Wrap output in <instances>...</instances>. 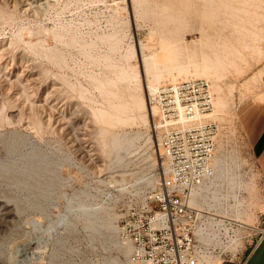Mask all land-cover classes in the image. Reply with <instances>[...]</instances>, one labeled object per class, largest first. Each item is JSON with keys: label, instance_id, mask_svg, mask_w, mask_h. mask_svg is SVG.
Segmentation results:
<instances>
[{"label": "rangeland", "instance_id": "obj_1", "mask_svg": "<svg viewBox=\"0 0 264 264\" xmlns=\"http://www.w3.org/2000/svg\"><path fill=\"white\" fill-rule=\"evenodd\" d=\"M43 1L30 7L24 5L27 0H0V160L18 158L37 143L56 162V173L49 174L55 183L53 196L44 211L31 209L22 214L23 228L31 227L30 219L44 223L49 217L56 219L66 211L69 198L82 192L91 205H102L109 212L121 248L104 237L92 238L85 218L72 214L74 233L58 226V231L45 236L46 244L40 243L33 261L53 264L51 256L57 248L62 250L59 262L63 264H107L106 260L114 256L131 264L121 219L127 216L132 202L149 194L162 170L153 127L156 116L148 112L146 125L136 104L141 103L143 86L148 106H153L145 89L149 76L144 59L160 50L167 56L163 50L168 52L167 46L170 49L168 42L171 47L186 44L196 48L197 53L181 57V65L186 67L181 75L195 72L193 79H206L211 85L214 108L209 112L212 117L205 120L217 124L216 154L226 160L235 175L233 187H221L222 198L214 205L215 213L238 220L226 222L222 230L219 253L225 261L220 262L241 260L264 230V176L252 151L253 139L264 125V0L247 4L241 0ZM225 42L236 47L229 60L209 64ZM41 48L58 49L59 62ZM129 65L137 71L128 78L131 82L120 69ZM178 66L166 68L164 78L178 74ZM30 71L37 83L29 76ZM115 105H119L117 111ZM98 109H109L131 120L107 122L96 117ZM34 118L42 119L41 128ZM12 131L26 136L29 143L7 156L5 137ZM114 135L121 140L117 159L107 156ZM131 137L135 138L128 146ZM6 181L0 177V199H8L6 194L11 190L21 198L36 196L18 191ZM6 236L8 232L0 231V240ZM56 236H62L61 245L55 241ZM19 237L14 243L29 238ZM66 246L73 248L68 250ZM16 251L12 248L0 259L5 264L16 263Z\"/></svg>", "mask_w": 264, "mask_h": 264}, {"label": "built area", "instance_id": "obj_2", "mask_svg": "<svg viewBox=\"0 0 264 264\" xmlns=\"http://www.w3.org/2000/svg\"><path fill=\"white\" fill-rule=\"evenodd\" d=\"M150 103L158 111L153 127L159 132L162 170L149 194L132 202L121 219L123 242L131 245L130 263L222 264L220 236L231 221L219 222L205 206L190 202L193 190L214 175L218 126L201 118L214 108L211 85L201 78L163 84ZM214 229L219 245L200 240L198 232L207 236Z\"/></svg>", "mask_w": 264, "mask_h": 264}, {"label": "bare ground", "instance_id": "obj_3", "mask_svg": "<svg viewBox=\"0 0 264 264\" xmlns=\"http://www.w3.org/2000/svg\"><path fill=\"white\" fill-rule=\"evenodd\" d=\"M27 1H29V2L27 4L25 3L24 5H28V6L30 5V7L33 4H35V3L36 4L40 3V0H27ZM249 1L250 0H241L242 4H247ZM44 3H50V0H44L42 2V4H44ZM235 3H237V2H235ZM37 6H35V7H37ZM0 12H2V11L0 10ZM239 30H241V29H239ZM113 36L114 35L109 36L110 39ZM111 40H113V39H111ZM111 40H110V42H111ZM106 41H108V40H106ZM115 43L116 42H114V44ZM201 43H202V41H201ZM169 44H170V49L167 48L168 46L165 47L168 50V52H165V49L163 50L164 53H166L167 56H164L162 53H160V51H161L160 50V51L153 52L150 56L145 57V59L143 58L144 59V63H145L144 64L145 65V70H146V73L149 76V78L147 79V88L145 87V89H147V92L149 93V99L156 92L157 88L159 86H161V84L163 85V84H167L168 82L169 83H173V82H176L178 80L180 81V80L195 78L194 77V75H196L195 72L192 73V74H185V76L181 75V73L186 71V67L181 65V64H183V62L181 60V57L186 55L187 53H190V52L197 53L195 51L196 48L189 47L186 44H184V46H183V44H182V46H178V44H175L176 45L175 47H173V46L171 47V43L168 42V45ZM203 44L205 45L204 42H203ZM112 45H113V42H112ZM32 46H34L33 48H36L38 50L40 48V47L38 48L37 45H32ZM113 47H114V45H113ZM235 48L232 46V44L228 45V42L227 43L225 42L223 44V47H222L221 51L218 50L219 53L216 51V56L213 55L214 59L211 60V58H210V60H208L209 64H212L213 63L212 61H214L215 63L218 62V64H219L221 61L229 60L230 54L232 55V53L235 51ZM43 49H46V48H43ZM43 49H42V51H43ZM201 50H202V48H201ZM45 51H46L47 55L52 57V59L57 60L59 62V60H60V58H59L60 55L59 54L60 53H58V51L56 52L53 49H46ZM187 55H190V54H187ZM194 57H195V55H194ZM234 58H235V56H234ZM242 59H243V57H242ZM62 61H64V60H62ZM171 65H179L178 66V68L180 70L179 73L178 74H171V75L167 76L166 78H164L162 72H164V70L166 68L171 67ZM130 68H131L130 65L127 68H121V66H120L121 72L123 71V72L127 73V75H126L127 79L129 77L131 79V77H134L135 74L137 73V71H136V69L134 67H132L131 69ZM117 71L119 72L120 70H117ZM29 73H30L29 76L32 78V81L37 83V79L34 77V75H35L34 72L30 71ZM119 74L124 75V73H119ZM121 77H123V76H121ZM183 77H185V78H183ZM162 78H163V80H162ZM120 79L121 80H126L124 78H120ZM130 79H128V80H130ZM109 80H110V78H109ZM105 81H103V82H105ZM106 82H109V81L107 80ZM113 82H114V84H113ZM113 82H112V84L115 86V81H113ZM130 82H131V80H130ZM56 88L57 87H55L54 89L56 90ZM54 89H53V91H54ZM141 90H142V96L140 95L141 97L139 99L141 101V103H140V105H139V103L136 104V107L142 109V112L140 114V118L147 125L149 123V117H148L149 113L148 112H151V114H153V116L155 117V116L158 115V111H157V109L154 106H152V107L148 106V99L146 100L143 86H142ZM113 96L115 97L114 93H113ZM114 107H115V111H117L119 105H117V106L115 105ZM121 110H124V109L122 108V109H120V111ZM115 111L111 112L109 109H98V111H97L98 113H97L96 117H98L99 119L105 120L107 122L112 121L114 123V121H116L117 119H118L117 121L122 119L121 117L118 116V114H117L118 112H115ZM36 114H39V113L36 112ZM211 115L212 114L208 113L206 115H202L201 118L207 119ZM39 119L38 118H34V123H36L37 126L41 128L42 127L41 126V124H42L41 120L42 119L41 120H39ZM129 119L130 118H125V119H122V120H124L125 122H127V120H128V122H129ZM111 137H113V138H112V140H110L111 143L110 142L109 143L112 146L108 149V152H107L106 149L105 150L103 149V150L108 153L107 154L108 157L112 156L113 158L117 159V157H118V148L117 147H119L118 144L120 143L121 140L119 139L118 136H115V135L111 136ZM132 137L127 140L128 146H129L130 143H132V141L135 138V137L134 138H132ZM156 137H157V142H158L157 146H159V132L156 133ZM5 138H6L5 140H6L7 156L9 154L12 155L14 153H17L22 147H24L25 145H27L29 143V140H28V138L26 136H24L23 134H19L17 132H14V131L10 132L9 135L6 136ZM125 142H126V140H125ZM33 144L34 145L31 146L32 148L30 150L28 149L29 151H27V152L25 151L23 153L19 152V155H20V153H21V155L18 158H16V157L15 158H9L8 157V159H3V160L1 159L0 160V177L1 178H3L4 180L6 179L8 181V182L7 181L6 182L9 183L10 185L14 186L13 187L14 189L17 188L18 191L20 189L21 192H23V191L26 192L27 191V193L29 192L32 195L35 194L36 196H38V198H35L36 197L35 196L34 197L35 199L34 198L31 199V197L30 198L29 197L21 198L22 196L20 197V196L14 194L16 192L12 193V190H11L10 191L11 193H8V195L6 194V196H8V199L7 198H6V200L5 199L4 200L0 199V231H4L5 233L8 232V236H6V237H4V238H2L0 240V256H2V258H3L6 251L8 252V250H10L12 248H15L17 250L16 252L18 253V260L15 261L16 263H12V264H38V263H36V261H33L34 260L33 257L36 254V249L40 246V243H41V245H43L47 241L46 240L44 242V239H45L46 235H48V237H49V235H51L53 232H55V230L60 225L65 226V228H67L69 230V233H71V234L74 233V229L75 228H74V225H73L74 223L72 222V219H71L72 218L71 217L72 214L75 215V216H82V217L85 218L86 230H88L89 233H91L92 238H95L97 236L104 237L105 241H108L109 243L111 242L114 245H116V246L121 248V246H120L121 244L118 241L117 235H115L116 234V232H115L116 231V226H114L109 212L102 205L101 206H93V205H91L89 202H87L83 198V196L85 194H83L82 192H80V193L79 192H76V193L73 192L74 195L69 198L66 211L61 213V214H59L56 219L49 217L47 223L42 222L40 219H30L29 223L31 224V227L28 228V229L23 228V225L25 223L24 222L25 219L23 218L22 214L26 213L27 211H29L31 209H34V210L35 209H39V210L44 211L45 210V206H46L45 204L47 203L48 199L50 200V198H52V196H53V188H54V184H55L53 177L51 178L50 177L51 175L49 176V174L56 173V167H54L55 166L54 163H56V162H54V159L52 160L50 156H48L47 154H44L43 151H41L42 149H40V147L38 145H36L37 143H33ZM121 145L123 146L122 143H121ZM130 145H132V144H130ZM158 150L159 149L157 148V153H158ZM154 151L155 150H153V153H154ZM218 156L219 155H217L216 151H215V155H214V158L212 160V164L214 166V175L212 176V178L209 179V181L202 188L200 187L198 189L193 190V195H192V197L190 199V202L192 204L196 205V206H205L208 209L209 213L211 214V217H213L214 219H219L218 220L219 222H224V221H227V220H229V221L233 220L235 222H238V220H235V219H233L231 217H228L227 215L220 214L219 212H218V214L215 213L216 208H215L214 205L219 203L221 201V198H222V196L220 195L221 187L224 184L232 185L231 187H233L235 185V177H234L235 175H234V173L230 172L231 168L229 167V164L226 162L225 159H223L220 156L218 157ZM103 157L104 158L101 157L102 161L105 160L106 156H103ZM109 160H111V159H109ZM157 162H158L159 166H161V161H160V158L158 156H157ZM102 165H107L108 166L109 164L104 163ZM209 194H212L211 197H209ZM26 196H28V195H26ZM208 199H210V200H208ZM87 200H88V198H87ZM207 201H210V202L212 201L213 203L212 202L211 203H207ZM73 219H75V218H73ZM233 221H231V222H233ZM58 229L56 231H58ZM19 234L21 236L27 235V236H29V238L27 237V239L19 241V243H14L15 241H17L18 238H20ZM60 234H62V233H60ZM198 234H199L200 240L202 242H204V243L205 242L212 243L213 245H217V244L220 243L217 229L208 231V233H207L208 235L207 236L202 235L201 232H198ZM30 237H32V239L28 240V239H30ZM88 237H89V235H88ZM42 241H43V244H42ZM55 241L58 242V243L62 242L63 241L62 236L61 237L60 236H56ZM59 245H61V244L59 243ZM61 247H63V246H61ZM66 247H67V249L70 248L71 250L73 248V247H70V246L69 247L66 246ZM125 248H126V250L131 251V245L130 244H128V245L126 244ZM61 251L59 249H57V248H56V250H54V253L51 256L53 258V262H54L53 264H59L60 263L59 259H60V256H61ZM14 252H15V250H14ZM62 254H63V252H62ZM64 254H66V253H64ZM62 257H64V256H62ZM70 262L74 263L75 261L74 262L70 261ZM105 263H107V264H124V262L121 260V258L115 257V256L108 258ZM0 264H5L4 260L0 259ZM60 264H63L62 261H61ZM68 264H70V263H68Z\"/></svg>", "mask_w": 264, "mask_h": 264}, {"label": "crops", "instance_id": "obj_4", "mask_svg": "<svg viewBox=\"0 0 264 264\" xmlns=\"http://www.w3.org/2000/svg\"><path fill=\"white\" fill-rule=\"evenodd\" d=\"M252 151L264 176V125L253 139ZM227 264H264V235H260L241 260Z\"/></svg>", "mask_w": 264, "mask_h": 264}]
</instances>
